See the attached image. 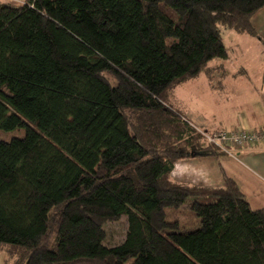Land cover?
<instances>
[{
    "label": "trees",
    "instance_id": "trees-1",
    "mask_svg": "<svg viewBox=\"0 0 264 264\" xmlns=\"http://www.w3.org/2000/svg\"><path fill=\"white\" fill-rule=\"evenodd\" d=\"M263 8L0 4V131L25 130L0 140V251L12 264H264V210L233 179L218 189L172 179L179 160L223 154L175 105L177 88L224 76L211 66L229 59L224 31L260 39ZM124 215V242L105 246L104 225Z\"/></svg>",
    "mask_w": 264,
    "mask_h": 264
},
{
    "label": "crops",
    "instance_id": "crops-1",
    "mask_svg": "<svg viewBox=\"0 0 264 264\" xmlns=\"http://www.w3.org/2000/svg\"><path fill=\"white\" fill-rule=\"evenodd\" d=\"M15 1L3 3L23 4L26 0ZM252 24L261 40L247 34L224 35L229 59L211 63L212 67L224 64V76L215 73L209 79L204 74L200 81L197 78L186 82L193 88L192 119L187 117L205 130L264 127V8L252 18ZM176 92L175 103L180 105ZM227 177L238 184L252 209L264 210L263 147L215 157L192 155L177 161L172 172L177 183L210 189L223 187Z\"/></svg>",
    "mask_w": 264,
    "mask_h": 264
},
{
    "label": "rangeland",
    "instance_id": "rangeland-1",
    "mask_svg": "<svg viewBox=\"0 0 264 264\" xmlns=\"http://www.w3.org/2000/svg\"><path fill=\"white\" fill-rule=\"evenodd\" d=\"M10 2L15 3V0H10ZM235 33L234 31H224L225 37H229L231 34ZM260 49H262L260 47ZM253 56H257L256 50L252 51ZM205 76L201 74L198 77V81L203 79ZM197 83V82H191ZM177 99L180 100V105L175 103V105L183 112L185 116H188L192 119L191 108L193 105V88L190 87V83L182 84L177 89ZM192 99V100H191ZM25 136V130H16L12 132H2L0 131V140L10 141L13 138H22ZM185 219L188 217V214L184 215ZM104 231L106 233L104 245L107 247H114L120 245L124 242L127 235V216H122V218L115 222H108L104 225ZM9 262V263H8ZM0 264H12V261H9L8 255L5 250L0 251Z\"/></svg>",
    "mask_w": 264,
    "mask_h": 264
},
{
    "label": "built area",
    "instance_id": "built-area-1",
    "mask_svg": "<svg viewBox=\"0 0 264 264\" xmlns=\"http://www.w3.org/2000/svg\"><path fill=\"white\" fill-rule=\"evenodd\" d=\"M4 0H0V4ZM8 1V0H5ZM204 137V145L215 147L223 154H232L233 151H238L257 144H264V127L262 129H229V130H215L203 132L199 130Z\"/></svg>",
    "mask_w": 264,
    "mask_h": 264
}]
</instances>
